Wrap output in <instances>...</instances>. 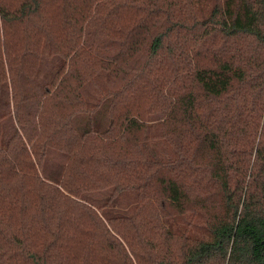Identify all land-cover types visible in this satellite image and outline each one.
I'll return each mask as SVG.
<instances>
[{
  "label": "trees",
  "instance_id": "16d2710c",
  "mask_svg": "<svg viewBox=\"0 0 264 264\" xmlns=\"http://www.w3.org/2000/svg\"><path fill=\"white\" fill-rule=\"evenodd\" d=\"M0 264H264V0H0Z\"/></svg>",
  "mask_w": 264,
  "mask_h": 264
},
{
  "label": "rangeland",
  "instance_id": "374dc122",
  "mask_svg": "<svg viewBox=\"0 0 264 264\" xmlns=\"http://www.w3.org/2000/svg\"><path fill=\"white\" fill-rule=\"evenodd\" d=\"M200 8H202L203 9V11H204V9H205V6L204 5H201V7ZM202 11V12H203ZM131 200V197L128 195L127 197H126V200L125 201H130Z\"/></svg>",
  "mask_w": 264,
  "mask_h": 264
}]
</instances>
